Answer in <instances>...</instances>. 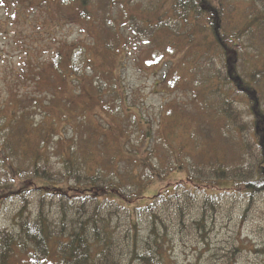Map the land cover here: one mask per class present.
Instances as JSON below:
<instances>
[{"label":"rangeland","instance_id":"obj_1","mask_svg":"<svg viewBox=\"0 0 264 264\" xmlns=\"http://www.w3.org/2000/svg\"><path fill=\"white\" fill-rule=\"evenodd\" d=\"M171 5L164 0H0V145L8 135L16 149L17 136L30 132L27 155L33 157L30 150L39 152L43 143L40 157L49 162L43 180L22 171L25 165L17 172L10 161L0 164V233L17 237L10 264L58 263L52 242L42 256L21 241L18 214L24 209L30 222L37 217L40 192L83 189L67 179L59 182L70 150L91 156V168L100 165L109 173L119 168L141 179L143 198L127 203L133 225L137 208L164 192L192 186L193 178L205 181L200 170L215 163L238 165L233 145L220 138L224 120L208 103L207 93L218 86L211 68L221 67L206 48L211 37L205 40L193 24L177 23ZM236 101L237 113L249 121L247 102ZM231 183L192 186L218 193L219 205L208 211L200 229L189 222L197 213L193 205L185 226L169 219L165 260L157 258L155 264H264V192L247 197L223 190ZM55 196L44 203L53 231L75 210L66 205L62 211ZM157 209L165 207L159 203ZM113 219L120 226L115 242L120 246L128 219ZM139 232L140 244L148 234L143 215Z\"/></svg>","mask_w":264,"mask_h":264},{"label":"trees","instance_id":"obj_2","mask_svg":"<svg viewBox=\"0 0 264 264\" xmlns=\"http://www.w3.org/2000/svg\"><path fill=\"white\" fill-rule=\"evenodd\" d=\"M164 1L172 2V10L169 11L176 14L177 23L193 24L203 31L205 40L211 37V43L206 48L212 58L218 59L221 67L219 70L211 68L218 86L214 87L213 92L207 93L208 103H213L211 108L224 120L220 138L224 144L233 145L236 159L239 160L236 166L215 163L210 168H201L199 172L206 176L205 181L199 176L191 179V182L203 188L207 183L222 186L232 181L223 190H235L239 195L254 197L264 192V107H261L264 105V0ZM240 6L243 7L242 11ZM208 82V79H203L201 83L209 87ZM238 97L243 98L249 106V121L237 113ZM29 133L26 132L28 136ZM26 134L23 132L17 136L14 143L16 149H11V141L8 135L5 136V142L0 145V164L5 165L10 161L12 165L15 164L17 172L26 171L34 178L47 179L49 162L39 153L43 143L39 144V152L33 148L29 153L35 155L28 156V151L24 149L29 139ZM194 143V149H198L199 144L197 141ZM18 152H24V155L20 157ZM246 155L248 157L245 158ZM90 158L89 155L81 157L76 151L70 150V158L64 159V173L59 180L67 179V182L81 185L83 189L54 188L40 192L42 208L37 211V217L30 222L24 217V209L18 214V237L21 241L30 244L34 250H38L35 254L41 252L42 256L49 254V248L54 244L57 264H155L157 258L164 261V246L169 240L168 220L175 225L185 226L193 205L197 213L189 222L194 228L195 221V226L200 229L203 228L208 211H216L219 205L218 193L195 189L193 185L182 186L176 193L164 192L151 204L137 208V222L133 225L128 205L130 201L138 203L143 198L141 179L139 181L133 177L134 174L130 175L126 171L121 172L119 168L113 170H117L114 173H109L100 165L91 168L88 165ZM24 165L26 168L19 171ZM41 189L38 187L36 191ZM52 190H55L56 196L50 194ZM53 196L59 199L58 205L62 211H65L66 205L75 209L69 221L66 217L62 218L57 231H53L49 224L44 204L48 197ZM159 203L163 204L165 210L157 209ZM123 210L126 211L129 229L124 233L125 244L115 246L120 236V226L113 224V217L124 218L121 215ZM167 210L168 219L163 220V213ZM142 215L147 220L148 234L139 244V217ZM52 232H55L57 241ZM50 242L52 245L49 247ZM16 244V235L7 230L0 233V264H10Z\"/></svg>","mask_w":264,"mask_h":264}]
</instances>
